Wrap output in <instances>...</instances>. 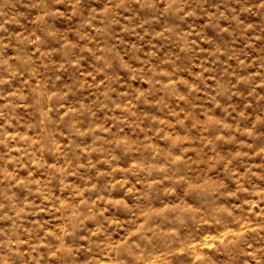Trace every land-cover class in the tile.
Here are the masks:
<instances>
[{
  "label": "clouds",
  "instance_id": "clouds-1",
  "mask_svg": "<svg viewBox=\"0 0 264 264\" xmlns=\"http://www.w3.org/2000/svg\"><path fill=\"white\" fill-rule=\"evenodd\" d=\"M0 264H264V0H0Z\"/></svg>",
  "mask_w": 264,
  "mask_h": 264
}]
</instances>
